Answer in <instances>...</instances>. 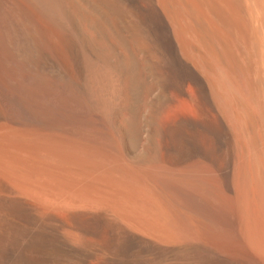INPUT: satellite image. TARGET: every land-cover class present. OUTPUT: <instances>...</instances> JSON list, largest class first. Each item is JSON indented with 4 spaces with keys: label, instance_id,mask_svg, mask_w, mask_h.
Returning a JSON list of instances; mask_svg holds the SVG:
<instances>
[{
    "label": "bare ground",
    "instance_id": "6f19581e",
    "mask_svg": "<svg viewBox=\"0 0 264 264\" xmlns=\"http://www.w3.org/2000/svg\"><path fill=\"white\" fill-rule=\"evenodd\" d=\"M0 264H264V0H0Z\"/></svg>",
    "mask_w": 264,
    "mask_h": 264
}]
</instances>
